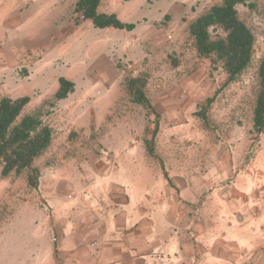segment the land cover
<instances>
[{"label": "rangeland", "instance_id": "obj_1", "mask_svg": "<svg viewBox=\"0 0 264 264\" xmlns=\"http://www.w3.org/2000/svg\"><path fill=\"white\" fill-rule=\"evenodd\" d=\"M77 1L0 0V99L29 96L22 116L40 115L54 132L34 164L41 172L37 189L27 171L2 177L0 163V264H63L59 229L73 231L80 214L97 219L99 211L104 218L111 212L105 191L93 192L110 172L119 173L120 186L136 183L140 172L162 212L170 215L175 204L193 228L206 224L205 232L226 242L204 238L205 261L193 264H264V133H252L264 0L238 7L255 37L254 55L227 86L222 63L200 57L189 33L223 0H102L100 12L136 25L133 31L95 28L75 13ZM139 76L147 78L160 115L155 157L144 145L155 116L126 89L127 78ZM62 77L75 90L56 101ZM202 108L206 123L197 116ZM247 230L254 242L232 244V232L238 238Z\"/></svg>", "mask_w": 264, "mask_h": 264}, {"label": "trees", "instance_id": "obj_2", "mask_svg": "<svg viewBox=\"0 0 264 264\" xmlns=\"http://www.w3.org/2000/svg\"><path fill=\"white\" fill-rule=\"evenodd\" d=\"M250 0H223L221 4L211 7L189 25V33L195 41L200 57L215 58L222 63V70L227 76L225 86L236 82L250 66L253 55L255 37L251 29L239 17L238 7L253 9ZM102 0H78L75 6L81 20H90L95 28H114L133 31L134 24L122 22L114 13L100 12ZM168 19V17H167ZM220 32L224 36L213 32ZM27 71H24L26 74ZM27 75V74H26ZM147 78L131 77L126 80V89L133 103L142 106L155 116L154 129L150 139L144 140L149 156L155 157V139L159 129L160 115L147 96ZM258 93L253 111V130L256 138L264 133V54L258 68ZM75 83L67 78L59 79V88L54 99L62 101L74 93ZM214 97L207 99V105L214 102ZM29 96L16 99L3 97L0 99V163L2 177L12 173L20 175L27 171V183L37 189L41 178L40 170L34 165L52 144L54 132L44 124L40 115H24L23 111L30 103ZM206 108H202L197 116L206 123Z\"/></svg>", "mask_w": 264, "mask_h": 264}, {"label": "crops", "instance_id": "obj_3", "mask_svg": "<svg viewBox=\"0 0 264 264\" xmlns=\"http://www.w3.org/2000/svg\"><path fill=\"white\" fill-rule=\"evenodd\" d=\"M8 14L4 13V20ZM25 77H29V70ZM118 174L113 172L111 177L105 174L101 177L105 184L98 185V180L97 187L93 185L98 197H101L98 190H104L105 197L111 201V212L105 218L100 211L97 219L80 214V225L73 231L63 234L59 229L58 255L63 264H193L194 260L205 261L204 238L211 240V245L226 244L218 239L217 232H205L206 224L196 228L189 225L186 213L175 210V204L172 210L164 202L163 207L169 208L170 215L162 212V204L152 203L153 199L146 195L145 178L140 172L137 182L127 186L118 185L115 180ZM167 216L175 217V224ZM246 232L238 238L232 232L229 237L232 244L254 242V232Z\"/></svg>", "mask_w": 264, "mask_h": 264}]
</instances>
